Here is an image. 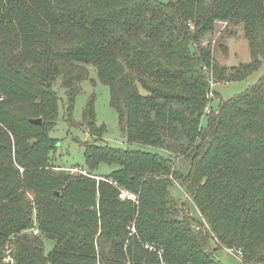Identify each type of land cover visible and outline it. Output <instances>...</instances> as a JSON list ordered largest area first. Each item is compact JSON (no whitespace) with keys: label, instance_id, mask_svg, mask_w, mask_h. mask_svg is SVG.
<instances>
[{"label":"trees","instance_id":"obj_1","mask_svg":"<svg viewBox=\"0 0 264 264\" xmlns=\"http://www.w3.org/2000/svg\"><path fill=\"white\" fill-rule=\"evenodd\" d=\"M219 21L242 26L249 62L213 60L203 43ZM262 60L264 0H0V262L8 247L15 264H156L142 246L152 242L166 264H223L220 247L240 249L241 264H264V76L201 125L211 72L216 83L236 82ZM90 68L127 142L164 152L97 144L104 128L91 95L80 123L94 139L81 143L84 169L116 167L98 182L53 171L47 135L55 83L71 123ZM176 184L207 227L185 215Z\"/></svg>","mask_w":264,"mask_h":264},{"label":"rangeland","instance_id":"obj_2","mask_svg":"<svg viewBox=\"0 0 264 264\" xmlns=\"http://www.w3.org/2000/svg\"><path fill=\"white\" fill-rule=\"evenodd\" d=\"M159 1L163 3L167 2V0ZM208 43L211 50L213 51V60L220 66H224L229 69L230 67H236L241 63H247L250 60L248 43L243 35L241 25L228 24L227 22L222 21L217 22L216 31H214V34L211 37H208L203 44L208 45ZM262 76H264V60H262L260 67L256 71L250 74L247 78L236 82L227 83L221 81L216 83L214 75H212L211 72L210 92L207 95V110L205 108L201 125H206L209 116L212 112L216 113L221 102L246 93L258 83ZM54 87L59 96L57 119L55 128L53 127L52 131L47 133L49 143L52 145L55 144L57 146L56 149H54L50 154V168L53 171L62 169L66 173H69L68 170L70 168L85 167L81 143L85 141L91 142L94 141V139L91 137L92 135H89L86 129L81 126L80 123L83 117V109L91 95L94 97L96 123L98 126L104 128V133L101 139L97 141V144L107 145L108 147L115 149H139L147 152H155L161 155L164 154L162 150L137 144H129L127 142L126 138L121 134L119 129L117 114L110 106L109 90L98 80L96 71L93 68L89 69L88 79L80 85L81 91L75 99L71 114V123L68 121V118L65 114L66 98L64 90L60 87L59 80L55 83ZM115 169V166L102 163L95 171V175L101 176V178L106 177ZM223 170L224 169L222 168V172ZM20 171L22 172V169H20ZM92 174L93 173H90V175ZM120 188L124 189L123 187ZM170 190L171 195L175 199L177 198L180 200L177 203L182 205L185 215L202 222L204 226L207 225L205 218L200 214L198 207L194 203L191 195L188 194L184 188H182L179 184H176ZM27 195L28 198L32 200V195ZM192 225L195 227L196 223L192 221ZM132 227L135 228L134 223L129 228L130 233ZM133 235L136 236V234ZM214 242L217 243V240L214 239ZM53 245V241L47 240L45 242V252H49L53 248ZM220 248L223 250L218 252L217 258L223 264H241L240 255H237L238 257H236L235 252L233 253L235 255L227 252V250H233L236 247ZM236 250L239 249L236 248ZM10 252V249L5 247L4 253L2 255V263L15 264ZM126 264L132 263L127 261Z\"/></svg>","mask_w":264,"mask_h":264},{"label":"built area","instance_id":"obj_3","mask_svg":"<svg viewBox=\"0 0 264 264\" xmlns=\"http://www.w3.org/2000/svg\"><path fill=\"white\" fill-rule=\"evenodd\" d=\"M206 110H207V108H206ZM68 172L71 175H81V176H84V177H87V178L94 179L97 182L100 181V180L105 181L103 178H101L99 176L90 175L82 167H73V168H70L68 170ZM109 183L112 184L113 187L118 191V196H119V198L121 200L132 201L135 204L138 203L137 196L134 193H131V192L127 191V190H124V189L120 188V186H118L115 182L114 183L109 182ZM32 233L34 235H38L39 234V231L37 229H33L32 230ZM133 234H136L134 227H132L130 235H133ZM142 246H143V249L146 250L147 252L156 254L157 260H158V262L156 264H166V262L163 259V251H162V249H160L159 247H157L152 242H146ZM227 252L230 253V254H232V255H235V254H233L235 252L236 253V255H235L236 257H238L237 255H240L241 256V250L240 249L239 250H236V249L231 250L230 249V250H227Z\"/></svg>","mask_w":264,"mask_h":264},{"label":"water","instance_id":"obj_4","mask_svg":"<svg viewBox=\"0 0 264 264\" xmlns=\"http://www.w3.org/2000/svg\"><path fill=\"white\" fill-rule=\"evenodd\" d=\"M30 123L31 124H34V125H41L42 124V120L40 118H38V119H31L30 120ZM221 173H222V168H219L217 170V174L220 175ZM0 264H5V263L0 262Z\"/></svg>","mask_w":264,"mask_h":264}]
</instances>
